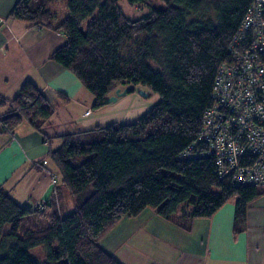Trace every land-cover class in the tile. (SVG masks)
I'll use <instances>...</instances> for the list:
<instances>
[{
	"label": "trees",
	"instance_id": "16d2710c",
	"mask_svg": "<svg viewBox=\"0 0 264 264\" xmlns=\"http://www.w3.org/2000/svg\"><path fill=\"white\" fill-rule=\"evenodd\" d=\"M62 1L18 0L8 17L64 35L50 59L82 83L94 109L120 85L144 87L159 100L132 122L58 136L61 145L46 157L58 170L64 201L58 192L57 201L30 210L0 186V264H123L100 245L122 217L151 209L185 226L232 197V233L244 232L248 205L264 196V184L219 178L198 135L217 70L253 0H161L163 8L136 19L119 0H66L67 15L59 19L54 7ZM0 107L6 135L22 123L41 132L54 113L29 80L14 97H1ZM63 202L71 205L66 214ZM35 247L42 259L30 255Z\"/></svg>",
	"mask_w": 264,
	"mask_h": 264
},
{
	"label": "crops",
	"instance_id": "0c3cea01",
	"mask_svg": "<svg viewBox=\"0 0 264 264\" xmlns=\"http://www.w3.org/2000/svg\"><path fill=\"white\" fill-rule=\"evenodd\" d=\"M17 1L0 0V17L4 23L0 27V98L14 97L21 84L29 80L41 90L54 113L41 132L22 123L13 135L0 134V186L18 204L35 210L38 203L45 208L53 198L57 201L59 194L62 201L65 199L66 191L58 170L46 157L50 148L61 145L58 136L114 122L127 123L126 119L131 116L124 112L127 97L139 89L144 90L146 96L149 93L144 87L120 85L117 87L120 90L128 89L125 95L94 109V98L82 83L50 59L52 52L65 42L64 35L41 26L29 27L23 21L8 17ZM88 110L90 113L85 114ZM4 112L5 108L0 107V114ZM234 201L230 198L211 217L194 219L185 226L145 209L136 217L126 218L125 228L129 232L120 237L131 241L138 232L140 236L147 235L155 244L174 245L172 248L177 256L166 264H264V196L249 203L246 230L235 236L232 233ZM70 210L71 205L65 206L63 202L62 213ZM173 227L181 230L180 242L176 243L180 249L171 235L164 234L166 229ZM187 241L192 243L190 248L184 247Z\"/></svg>",
	"mask_w": 264,
	"mask_h": 264
},
{
	"label": "built area",
	"instance_id": "2783aa9c",
	"mask_svg": "<svg viewBox=\"0 0 264 264\" xmlns=\"http://www.w3.org/2000/svg\"><path fill=\"white\" fill-rule=\"evenodd\" d=\"M210 98L198 141L205 144V153L214 154L219 178L234 185H263L264 0L249 5L228 59L217 70ZM42 208L38 203L36 209Z\"/></svg>",
	"mask_w": 264,
	"mask_h": 264
},
{
	"label": "rangeland",
	"instance_id": "374dc122",
	"mask_svg": "<svg viewBox=\"0 0 264 264\" xmlns=\"http://www.w3.org/2000/svg\"><path fill=\"white\" fill-rule=\"evenodd\" d=\"M65 2L66 0H63L54 7V9L58 12L57 15L59 19H62L67 15ZM118 5L123 10L125 15L131 19H136L143 16L144 14L148 13L152 7H164V3L161 0H148L145 3L134 5L129 4L126 0H119ZM158 100L159 95L157 93L150 92L148 96H143L138 93V90H136L134 95H129L126 99L127 107L124 112H129V115H131L126 119V121L132 122L136 120ZM137 106H139L138 109ZM91 189L92 186L90 185L88 190L81 194L80 197L84 198L87 196ZM234 199L235 197H232V200ZM126 218H128V216L122 217L110 230L106 232V234L100 240V245L104 247L110 254H113L115 257L128 264H138L139 262H142L141 264H166L171 261L172 258L177 256L176 251L172 248L174 245L170 246L168 244H155L147 235L140 236L138 232L133 236L134 238L132 237L133 240L131 241L123 239L121 240L120 235L124 236L126 232H129V229L125 228V222L127 220ZM176 230H178L180 233H178ZM164 234L167 237L171 235V239L174 241V244L180 242V229L174 230V227L171 230L166 229ZM157 237L161 238L160 236ZM134 242H137L138 244H134ZM191 244L192 243L187 241L184 247L190 248ZM176 247L180 249L179 244H176ZM157 248H159V251H157ZM29 253L32 257H40L41 259L43 258L41 247L32 248ZM161 258H163V260H160Z\"/></svg>",
	"mask_w": 264,
	"mask_h": 264
},
{
	"label": "water",
	"instance_id": "95a60500",
	"mask_svg": "<svg viewBox=\"0 0 264 264\" xmlns=\"http://www.w3.org/2000/svg\"><path fill=\"white\" fill-rule=\"evenodd\" d=\"M127 91H128V89L120 90V88H116V89L114 90V93H113V94L107 96V97L102 101V104H108V103H110V102H114V101H116V99H117L118 96L125 95V94L127 93ZM138 93L141 94V95H143V96H146V95H147V93H146L144 90H142V89H139V90H138Z\"/></svg>",
	"mask_w": 264,
	"mask_h": 264
}]
</instances>
